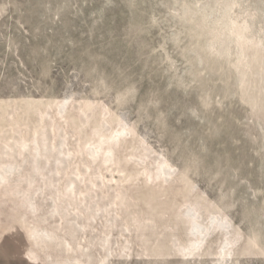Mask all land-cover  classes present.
<instances>
[{"label":"rangeland","instance_id":"1","mask_svg":"<svg viewBox=\"0 0 264 264\" xmlns=\"http://www.w3.org/2000/svg\"><path fill=\"white\" fill-rule=\"evenodd\" d=\"M0 264H264V0H0Z\"/></svg>","mask_w":264,"mask_h":264},{"label":"bare ground","instance_id":"2","mask_svg":"<svg viewBox=\"0 0 264 264\" xmlns=\"http://www.w3.org/2000/svg\"><path fill=\"white\" fill-rule=\"evenodd\" d=\"M193 229V228H192Z\"/></svg>","mask_w":264,"mask_h":264}]
</instances>
